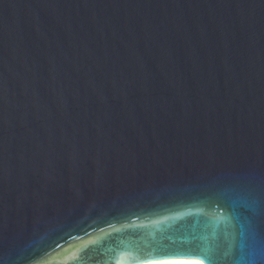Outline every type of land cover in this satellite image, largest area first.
I'll return each instance as SVG.
<instances>
[{
    "label": "water",
    "instance_id": "obj_1",
    "mask_svg": "<svg viewBox=\"0 0 264 264\" xmlns=\"http://www.w3.org/2000/svg\"><path fill=\"white\" fill-rule=\"evenodd\" d=\"M262 221L264 0H0V264H264Z\"/></svg>",
    "mask_w": 264,
    "mask_h": 264
},
{
    "label": "bare ground",
    "instance_id": "obj_2",
    "mask_svg": "<svg viewBox=\"0 0 264 264\" xmlns=\"http://www.w3.org/2000/svg\"><path fill=\"white\" fill-rule=\"evenodd\" d=\"M156 264H199L196 262H165V263H156Z\"/></svg>",
    "mask_w": 264,
    "mask_h": 264
},
{
    "label": "snow or ice",
    "instance_id": "obj_3",
    "mask_svg": "<svg viewBox=\"0 0 264 264\" xmlns=\"http://www.w3.org/2000/svg\"><path fill=\"white\" fill-rule=\"evenodd\" d=\"M262 223H264V221H262ZM262 231H264V229H262ZM177 255H187L185 253H177Z\"/></svg>",
    "mask_w": 264,
    "mask_h": 264
}]
</instances>
